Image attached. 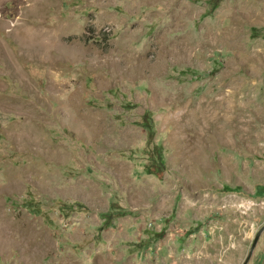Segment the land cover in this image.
Wrapping results in <instances>:
<instances>
[{"label": "rangeland", "instance_id": "rangeland-1", "mask_svg": "<svg viewBox=\"0 0 264 264\" xmlns=\"http://www.w3.org/2000/svg\"><path fill=\"white\" fill-rule=\"evenodd\" d=\"M207 3L0 0V264L246 258L264 227V0L202 20Z\"/></svg>", "mask_w": 264, "mask_h": 264}, {"label": "trees", "instance_id": "trees-1", "mask_svg": "<svg viewBox=\"0 0 264 264\" xmlns=\"http://www.w3.org/2000/svg\"><path fill=\"white\" fill-rule=\"evenodd\" d=\"M222 1L223 0H208L207 7L201 16V19L203 20L204 18L211 16L213 12L219 7ZM145 127L148 135L151 136L153 133V129L148 124H146ZM152 173L155 174V171H153Z\"/></svg>", "mask_w": 264, "mask_h": 264}, {"label": "water", "instance_id": "water-1", "mask_svg": "<svg viewBox=\"0 0 264 264\" xmlns=\"http://www.w3.org/2000/svg\"><path fill=\"white\" fill-rule=\"evenodd\" d=\"M263 232H264V227H262L261 229H259L256 232V234L254 235L253 240L251 242L250 248L247 252V256H246V258L243 259L241 264H248L250 258H252V256H253V252H254V249L256 248L257 242L260 239V236Z\"/></svg>", "mask_w": 264, "mask_h": 264}]
</instances>
